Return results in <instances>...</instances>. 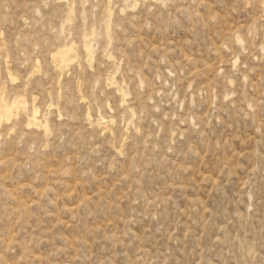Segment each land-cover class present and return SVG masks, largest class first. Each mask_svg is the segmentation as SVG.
<instances>
[{
    "label": "rangeland",
    "instance_id": "rangeland-1",
    "mask_svg": "<svg viewBox=\"0 0 264 264\" xmlns=\"http://www.w3.org/2000/svg\"><path fill=\"white\" fill-rule=\"evenodd\" d=\"M0 99V264H264V0H0Z\"/></svg>",
    "mask_w": 264,
    "mask_h": 264
},
{
    "label": "bare ground",
    "instance_id": "bare-ground-1",
    "mask_svg": "<svg viewBox=\"0 0 264 264\" xmlns=\"http://www.w3.org/2000/svg\"><path fill=\"white\" fill-rule=\"evenodd\" d=\"M71 51H73L72 44L69 46L63 45L61 48L57 49L56 52L53 54V57L55 58L56 64L60 69H62L64 66H66L71 61V58L69 55V53ZM84 51H85L87 57H89L91 55V52H92L91 46L88 44H85L84 45ZM8 76H10V78L13 79V77L11 76L10 73ZM17 102H19V99H15L11 104H8L7 102H4L2 99H0V123L2 121H7L10 119L12 112H13V109L15 107H17V104H18ZM37 114H38V110L35 107H33L31 114L28 117V124H31V123L36 124L37 123ZM43 128L45 130L48 129L46 122L43 124Z\"/></svg>",
    "mask_w": 264,
    "mask_h": 264
}]
</instances>
